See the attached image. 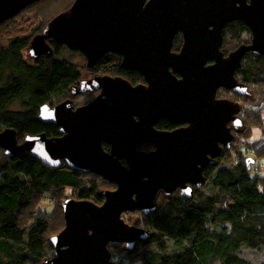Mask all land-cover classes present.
I'll use <instances>...</instances> for the list:
<instances>
[{
	"label": "water",
	"instance_id": "95a60500",
	"mask_svg": "<svg viewBox=\"0 0 264 264\" xmlns=\"http://www.w3.org/2000/svg\"><path fill=\"white\" fill-rule=\"evenodd\" d=\"M40 1L0 0V26ZM237 22L251 30L252 42L225 57L223 32ZM177 34L184 37L178 54ZM51 41L81 53L88 72L108 54L120 56L122 67L147 83L94 77L73 93L100 92L90 104L76 110L70 100L43 106L39 119L59 127V137L29 135L19 144L15 130L0 133V151L8 158L29 153L52 169L64 162L116 186L104 192L102 206L63 203L65 228L50 239L55 256L44 264H116L110 244L133 251L154 236L123 216L155 213L160 191L169 196L181 188L190 198L187 184L201 189L204 171L235 145L243 107L218 93L249 96L236 73L248 54L264 57V0H76L33 39L30 58L50 55ZM161 120L189 127L161 133L155 129ZM143 144L156 150L141 152Z\"/></svg>",
	"mask_w": 264,
	"mask_h": 264
},
{
	"label": "trees",
	"instance_id": "16d2710c",
	"mask_svg": "<svg viewBox=\"0 0 264 264\" xmlns=\"http://www.w3.org/2000/svg\"><path fill=\"white\" fill-rule=\"evenodd\" d=\"M52 1L56 8L52 9L49 0L28 7L23 16H31L29 23L19 16L0 26V133L15 130L19 144L29 135L60 136L59 128L39 119L43 106L55 107L70 100L75 107H83L95 100V94L73 95L85 75L121 77L131 84L140 76L126 71L121 58L114 54L101 59L89 73L81 53L56 42H49L50 55L30 58L33 39L54 18L69 11L76 0H68V4L67 0ZM251 40L252 33L245 24H231L225 29L222 51L229 55ZM182 47V38L180 42L176 38L174 51ZM236 78L249 88V96L241 115L244 126L235 134V156L231 150L225 151L214 166L207 168L203 191H196L189 201L170 199L158 205L147 220L141 218L145 231L154 237L133 251L109 247L113 262L264 264V175L245 153L249 151L246 145L256 147L257 152L264 148V57L249 54ZM233 96L225 90L218 93L219 99L232 100ZM80 97H84L82 102H78ZM255 131L259 138H255ZM240 144H245L244 148ZM107 188L111 187L101 177L77 173L65 164L52 169L29 153L8 158L0 151V264H44L52 260L55 250L50 239L65 228L63 202L75 195L102 206V190ZM44 201L55 204L52 214L41 209Z\"/></svg>",
	"mask_w": 264,
	"mask_h": 264
},
{
	"label": "flooded vegetation",
	"instance_id": "af4514ba",
	"mask_svg": "<svg viewBox=\"0 0 264 264\" xmlns=\"http://www.w3.org/2000/svg\"><path fill=\"white\" fill-rule=\"evenodd\" d=\"M75 3V2H74ZM27 9V8H26ZM25 9V10H26ZM24 10V11H25ZM24 11L21 13V14H19L17 17H19V16H23L24 15ZM16 17V18H17ZM238 23V22H237ZM232 24H234V23H232ZM231 24H229L228 26H230ZM226 28H227V26H226ZM225 28V29H226ZM251 31V30H250ZM252 33V32H251ZM223 35H224V41H225V30H224V32H223ZM176 38L179 40V42H180V38H182V40H183V44H184V37H183V35L182 34H177V36H176ZM176 38H175V40H176ZM252 38H253V36H252ZM52 42V41H51ZM251 42H252V40H251ZM251 44V43H250ZM250 44H244V45H250ZM173 52L174 53H180L181 52V50L179 51V52H175L174 51V49H173ZM224 54H225V52H224ZM231 54V53H230ZM229 54V55H230ZM250 54H252V53H250ZM229 55H226L225 54V57H228ZM249 55V54H248ZM247 55V56H248ZM246 56V57H247ZM120 57V56H119ZM246 57H245V59H246ZM121 58V57H120ZM244 59V60H245ZM121 60H122V58H121ZM212 64V63H211ZM95 68V67H94ZM94 72V70L92 71V72H89V73H93ZM140 74V73H139ZM103 75H94V74H92V76H90V77H88V75H86V77L85 78H83L82 79V81H81V83H80V86H81V84L82 83H84V82H87V81H90L91 79H93L94 77H102ZM104 77V76H103ZM114 78V77H113ZM177 78L178 79H180V76L178 75L177 76ZM131 85H133V86H139V85H144V86H147V83H146V81H145V79H144V77L140 74V76L139 77H134L133 78V83L131 84ZM80 86H79V89H80ZM75 92H78V90L77 91H75ZM230 93H232V92H230ZM86 94H95L96 95V97H98L99 96V94H100V92H94V93H86ZM234 96L231 98L232 100H230V99H226V100H230L231 102H233V103H237V104H240L242 107H243V110H242V112L240 113V115H239V117L241 118V115H242V113L244 112V107L247 105V103L245 102V97L246 96H240V95H238V94H236V93H232ZM79 95H82V94H77V96H79ZM84 95V94H83ZM219 99V98H218ZM73 108H74V110H76V109H78V108H80V107H75L74 106V103H73ZM243 121V120H242ZM51 125V124H50ZM52 126H54V125H52ZM244 126V125H243ZM243 126L239 129V130H242V128H243ZM55 127H57V126H55ZM189 126L188 125H186V124H182V125H178V126H176V125H174V124H172L171 122H169V121H167V120H161L159 123H157L156 125H155V129H156V131H158V132H161V133H174V132H176V131H178V130H181V129H186V128H188ZM231 128H233V125H231L230 126ZM57 128H59V127H57ZM239 130H237V131H234V133L236 134L237 132H239ZM59 132H60V128H59ZM60 134V133H59ZM237 142V141H236ZM235 145H236V143H235ZM234 145V146H235ZM105 146H107V147H109L107 144H104V148H105ZM232 149H233V147H232ZM231 149V150H232ZM110 150H111V147H109V151L108 152H110ZM139 150L141 151V152H146V153H151V152H154L155 150H156V147H155V145H153V144H143V145H141L140 147H139ZM217 162H218V159H217ZM125 166H127V163L125 162V161H123L122 162ZM66 165V163H64L63 162V165ZM63 165H62V167L61 168H63ZM67 166V165H66ZM68 167V166H67ZM69 168V167H68ZM71 169V168H70ZM73 170V169H72ZM75 171V170H74ZM75 172H77V173H83V172H79V171H75ZM205 172H206V170L204 171V177H205ZM84 174H93V175H96V174H94V173H84ZM96 176H98V175H96ZM102 178V177H101ZM103 179V178H102ZM205 180H206V178H205ZM104 181V180H103ZM105 182V181H104ZM106 183V182H105ZM205 184H206V182H205ZM204 184V185H205ZM108 185V184H107ZM204 185H203V187L201 188V189H199L198 188V186H196V185H192V184H187V186H189V187H191V189H192V191H191V193H190V195H191V197L190 198H188V197H185L183 194V191H182V189L181 188H179V189H177V191H175L174 193H172L171 195H167L166 194V192L165 191H160L159 192V194L157 195V198H156V205H157V209H158V205H160L159 203H158V200L159 199H161V200H165L164 202H166V201H169L170 199H180V200H185V199H188L187 201H189L190 199H192L193 198V196L195 195V192L196 191H203V188H204ZM110 186H113V189L112 190H107V191H115L116 190V186L115 185H110ZM115 188V189H114ZM186 195L188 194L187 192L185 193ZM77 196H75L74 195V197L72 196L70 199H74V200H78V201H83V200H81V199H78V198H76ZM70 199H67V200H70ZM66 200V201H67ZM66 201H64V202H66ZM63 202V203H64ZM63 206V205H62ZM151 214H153V213H151ZM150 214V215H151ZM133 215H140V219L142 218H144L142 221H144V220H147V218L150 216H146V219H145V217H144V215H142L140 212H136V213H129V214H126V215H124L123 216V218H125L124 220H128V216H133ZM152 216V215H151ZM134 218V217H133ZM132 218V219H133ZM128 224V223H127ZM128 225H130V224H128ZM130 226H133V225H130ZM136 227H138V228H142V229H144L145 230V228H146V226L145 225H140V226H136ZM149 233H151V232H149ZM152 235H154L153 233H152ZM154 237V236H153ZM151 240V239H150ZM150 240H148V241H140V242H138L137 243V245H136V248L134 249V250H137V249H139V247L145 242H149ZM109 247H125V248H127L126 247V245H120V246H116V245H114V244H110L109 245ZM121 262H118V263H116V264H120Z\"/></svg>",
	"mask_w": 264,
	"mask_h": 264
},
{
	"label": "rangeland",
	"instance_id": "374dc122",
	"mask_svg": "<svg viewBox=\"0 0 264 264\" xmlns=\"http://www.w3.org/2000/svg\"><path fill=\"white\" fill-rule=\"evenodd\" d=\"M49 1H50V5L53 6L52 9L53 8H56L55 2L52 1V0H49ZM67 4H68V0H67ZM24 18H26V21L29 23L30 22V19H31V16H29V15L26 14L25 16H23L22 19H24ZM22 19H20V20H22ZM38 22H40V20H37V23ZM85 77H86V75H85ZM94 96L96 97V95H94ZM83 100H84V97H80V99L78 100V102H82ZM259 136H260V133L259 132L257 133V131H255V138H259ZM245 144H248V143H245ZM244 145L243 144H240L239 146H242V148H244L243 147ZM237 147H238V143L236 142V145L233 146V149L231 150L232 153L234 154L233 156H235V152L234 151L236 150ZM246 148L249 149L248 152H246V150H245V153L247 154V157L249 159H253L250 163L255 167V169H259L260 168L259 171H262V174L264 175V148L262 150L259 149L260 151H258V152H257L258 149L256 147H252V146L247 147V145H246ZM233 161L235 162V159H233ZM107 186H109L111 188H107V189H105V191L102 190L103 192H106L107 190H112L113 189V186H110V185H107ZM164 201L165 200L159 199L158 200V203L159 204H163V203H165ZM54 206H55V204H53L51 202H48V201H44L42 203L41 209L45 213L52 214L53 211H54ZM123 219H125V218H123ZM125 222L128 223V224H130V225H133V226H138V225H141V223H142V221L140 219V215L128 216V220L126 219ZM144 253H145V250L141 251V254H144Z\"/></svg>",
	"mask_w": 264,
	"mask_h": 264
},
{
	"label": "clouds",
	"instance_id": "9594fccd",
	"mask_svg": "<svg viewBox=\"0 0 264 264\" xmlns=\"http://www.w3.org/2000/svg\"><path fill=\"white\" fill-rule=\"evenodd\" d=\"M115 263V262H114Z\"/></svg>",
	"mask_w": 264,
	"mask_h": 264
}]
</instances>
